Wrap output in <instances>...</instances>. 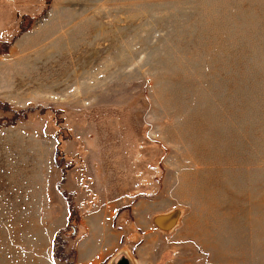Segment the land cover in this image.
<instances>
[{
    "label": "rangeland",
    "instance_id": "1",
    "mask_svg": "<svg viewBox=\"0 0 264 264\" xmlns=\"http://www.w3.org/2000/svg\"><path fill=\"white\" fill-rule=\"evenodd\" d=\"M0 129V264H45L54 186L58 264L107 205L100 264H264V0H0Z\"/></svg>",
    "mask_w": 264,
    "mask_h": 264
},
{
    "label": "crops",
    "instance_id": "2",
    "mask_svg": "<svg viewBox=\"0 0 264 264\" xmlns=\"http://www.w3.org/2000/svg\"><path fill=\"white\" fill-rule=\"evenodd\" d=\"M0 132H2V129H0ZM37 151L36 149H33V152ZM53 152L52 149L49 151V163L50 166L53 167ZM0 174L2 175V172L0 170ZM54 191L56 194L54 195V199L57 200V202L52 201L50 203V207L54 209L55 211L60 210V228H56L51 235H49V242H48V248L45 253V264H58L55 259L53 258V241L55 234L66 225L67 223V218H68V207L67 205L63 204V206H60V198L63 199L65 203V199L59 192V190L54 186ZM43 193V189L41 190V194ZM50 201V200H49ZM43 202V201H42ZM113 206V205H112ZM1 214V213H0ZM47 214V213H46ZM111 214V215H110ZM114 212L113 209L109 207V205L105 206L103 209L100 210V213L96 216H93V224L89 228V233H88V239L83 242V244H86L85 247H83L82 250L86 251L90 249V256L88 260L85 262L84 258L81 262L84 264H100L102 259H104L107 255L110 253H113L116 249L115 246V236L116 233L114 232L115 230L111 225H109V216H113ZM104 217H107V220H104ZM189 231H192V235L189 233L188 236L192 237L195 241H197L202 247H205L206 241L202 240V237H206L205 232L201 231H206L205 227L202 229L194 227V229H189ZM199 233L202 235L200 236ZM205 239V238H204ZM219 253V252H218ZM218 258L215 257H210L211 262L214 264H225V258L222 256H217ZM131 258L134 261L133 256L131 255ZM135 263V261H134Z\"/></svg>",
    "mask_w": 264,
    "mask_h": 264
},
{
    "label": "water",
    "instance_id": "3",
    "mask_svg": "<svg viewBox=\"0 0 264 264\" xmlns=\"http://www.w3.org/2000/svg\"><path fill=\"white\" fill-rule=\"evenodd\" d=\"M176 214L177 217V212H171L166 215H162L157 218L158 225L166 226L168 228L169 226L171 227L174 222L172 220V215ZM108 264H135L133 259L131 258V254L128 252L126 249H120L112 258L109 260Z\"/></svg>",
    "mask_w": 264,
    "mask_h": 264
},
{
    "label": "trees",
    "instance_id": "4",
    "mask_svg": "<svg viewBox=\"0 0 264 264\" xmlns=\"http://www.w3.org/2000/svg\"><path fill=\"white\" fill-rule=\"evenodd\" d=\"M64 194V193H63ZM67 197V196H66ZM72 217H73V212L71 211V209H69V216H68V222H67V225H66V228L65 230H67L68 228H72L74 229V227H71V220H72ZM55 243H57V239H58V235L55 237ZM53 256L54 257H58L57 254H56V251L54 252V249H53Z\"/></svg>",
    "mask_w": 264,
    "mask_h": 264
},
{
    "label": "bare ground",
    "instance_id": "5",
    "mask_svg": "<svg viewBox=\"0 0 264 264\" xmlns=\"http://www.w3.org/2000/svg\"><path fill=\"white\" fill-rule=\"evenodd\" d=\"M172 220H173L174 223L176 222V220H177L176 214L172 215Z\"/></svg>",
    "mask_w": 264,
    "mask_h": 264
}]
</instances>
